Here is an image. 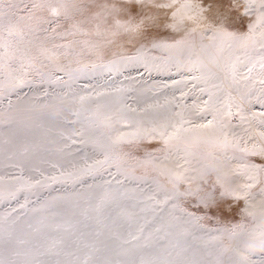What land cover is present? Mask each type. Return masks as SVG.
Returning a JSON list of instances; mask_svg holds the SVG:
<instances>
[{
  "label": "snow or ice",
  "instance_id": "6c2138e0",
  "mask_svg": "<svg viewBox=\"0 0 264 264\" xmlns=\"http://www.w3.org/2000/svg\"><path fill=\"white\" fill-rule=\"evenodd\" d=\"M125 45L178 54L177 68L188 73L176 82L189 88L181 95L198 90L208 99L194 97L191 106L177 105L163 118L150 107L143 115L128 106L113 109V100L101 99L106 92L42 101L46 115L72 128L62 139L75 144L79 137L103 159L29 188L48 180L75 183L110 168L123 179L114 175V184L59 198L34 209L32 219L0 217V264H264V112L253 114L258 126L252 129L242 107L231 124V105L227 111L217 105L221 73L230 72L236 90L242 81L264 108V0H0V96L29 83L32 71L42 81L66 84L57 73L73 80L88 66L74 70L61 57L102 60L106 49ZM31 111L9 101L0 125L12 135L26 133ZM137 168L145 174L137 176ZM126 181L144 187L128 189ZM241 200V221L215 229L202 223L210 217L189 210L226 217Z\"/></svg>",
  "mask_w": 264,
  "mask_h": 264
},
{
  "label": "bare ground",
  "instance_id": "6f19581e",
  "mask_svg": "<svg viewBox=\"0 0 264 264\" xmlns=\"http://www.w3.org/2000/svg\"><path fill=\"white\" fill-rule=\"evenodd\" d=\"M159 50L164 51L163 53L166 54V57H162L166 64H161V57L156 58L141 53L145 56L144 64L136 69L133 83L122 84L117 82L116 84H110L114 80L105 77L102 82L96 84L83 82L84 84L79 87L74 79L69 80L67 75L64 74L66 84L50 81L44 84L47 90L50 89L48 90L49 97L34 93L33 90L36 84H31V82L0 96V111L7 108L9 101L13 105L33 109L28 114L27 124L29 129L26 133L12 135L5 126L0 125V178H2L0 180V197H2L0 199V217L11 212L13 216L23 213L22 219L24 220L32 219L34 209L43 208L51 202L59 204L61 203L59 198L71 197L74 192H86L89 185H104L105 181H113L114 184V175L117 179L123 178L116 175L115 168H110L103 173L85 176L83 181L75 183L71 181L52 183L48 180L44 181V186L28 187L30 184L34 185L37 179H43L44 176H59L60 171H73L72 165L82 166L84 160L92 163L96 159L91 160L86 155L85 152L88 149L99 152L93 148L91 143H81L79 137L73 136V139L77 140L75 144L71 140L62 139L60 133L63 132L65 136L70 135L72 128L68 127L65 121L53 120L45 114L42 101L54 98L57 94L54 90L61 88L62 85L68 88L69 93H80L78 95L95 96L97 92H106L108 96L101 99L102 101L113 100V109L128 106L137 110V113L132 115H143L140 110L150 107L153 114L160 118L170 115L171 111L177 110V105L191 106L194 97H200V100L208 99L207 95L201 96L198 90L194 94L190 93L187 96H182V91L189 92V88L176 82L186 78L188 73L182 68H177L176 58L178 54L167 50ZM240 55L243 59V55ZM253 55L255 54L253 53ZM120 63L121 61H116L114 64L108 65L114 67L120 65ZM259 72L260 69L257 65L253 76L258 77ZM151 73H156L160 85L147 82L146 76H150ZM221 77L223 79V90L218 94L217 105L227 111L225 106L230 104L232 117L238 115L234 118L226 117V119L230 120L231 124L238 123L240 115L238 106H240L244 109V115L251 122L252 129H256L258 125L257 120L253 118V114L258 118L259 113L264 112V108L256 103L255 96H247L248 90L244 88L242 81L239 86L240 90H236L230 72L226 74V78H224L225 74L221 73ZM237 79H239V76ZM117 88L122 89V91H114ZM229 93H231V96H229ZM199 102L198 100L197 103ZM67 115L70 119H75L70 114ZM207 119L211 120L212 116L209 114ZM197 122L205 123L206 121ZM75 127L79 128V124ZM5 140L8 142L5 143ZM154 143L159 144L158 141ZM25 148H27V151H25ZM102 159L103 156L101 155L100 160ZM232 167L234 168L235 165L233 164ZM144 174L145 170L143 168H140L136 173L137 176ZM240 182L243 183L244 181L241 180ZM125 187L138 190V188L144 186L137 181H132V184L125 182ZM13 192L16 193L15 197L10 195ZM254 192H259V186L254 189ZM25 198H27V203ZM259 199L257 195V203ZM22 204L25 205L24 208L20 207ZM238 206L243 209V200L234 205L235 208ZM14 209L16 211H13ZM200 234L203 235V233Z\"/></svg>",
  "mask_w": 264,
  "mask_h": 264
},
{
  "label": "rangeland",
  "instance_id": "374dc122",
  "mask_svg": "<svg viewBox=\"0 0 264 264\" xmlns=\"http://www.w3.org/2000/svg\"><path fill=\"white\" fill-rule=\"evenodd\" d=\"M139 46H132V45H125L119 49L117 48H108L105 50V54L101 59H98L95 56L89 57L87 55L76 58V57H69V58H64L61 57V63L62 64H69L71 61V68L72 69H79L85 66H88L85 68V71L78 74L75 76L74 81L76 82V85L81 87L84 83L83 82H88V83H93L96 84L98 82H102L103 78L106 77V79L111 78L110 80H114V82L110 84H116L117 82H120L122 84H127V83H133L132 81H135V71L137 68L142 66L144 64L145 56L141 55V53L145 55H150V56H155L161 57V64H166L164 59L162 57H166V54L163 53L164 51H160L159 49H152L150 46L148 47L147 50L138 53L136 51V48ZM122 57H127L129 59H122ZM116 61H121L120 65L118 66H109L104 68L103 70L100 69H95L92 70L90 68V65L92 63H103L105 65L111 64L110 62H116ZM157 63V62H156ZM37 67L40 68V71L46 72L47 69L40 67L37 65ZM65 73H57V75L61 76L63 75V80H65ZM156 73H151V75H147V82H153L157 83V85H160V81L156 78ZM32 83H35L36 86L34 88V93H37V95H41L45 92V90L48 92L50 89H46L44 84L48 82V80H41V77L36 74L35 71H32L29 78H28ZM68 79V76H67ZM114 88V87H112ZM56 91V97L57 95H65L69 93L68 88L65 85H62L61 88L54 90ZM77 95L80 93H76ZM48 100V99H45ZM238 115L234 116L237 117ZM60 132V131H59ZM57 133V132H56ZM86 155L91 159H96L100 160L101 159V154L99 152L93 151L92 149H88L86 152ZM256 160H259V158H255ZM85 161V160H84ZM89 163V161L87 160ZM140 168L136 169V173L139 171ZM61 172V171H60ZM135 173V174H136ZM123 179V178H122ZM128 183L132 184V181H126ZM190 211H194L196 215L198 216H207L210 217V219H206L202 221L206 229H215L223 226H227L230 224L238 223L241 219L240 216V211L241 206H238L236 208L235 213L229 214L226 217H220L218 213H214L211 211H208L207 209L204 210H197L196 208L192 207L189 209ZM219 219V223L217 222ZM214 234V233H213ZM224 243L226 244L227 241L225 240Z\"/></svg>",
  "mask_w": 264,
  "mask_h": 264
}]
</instances>
